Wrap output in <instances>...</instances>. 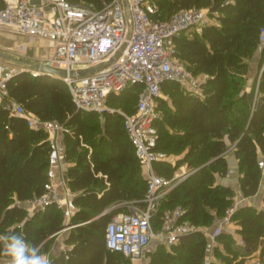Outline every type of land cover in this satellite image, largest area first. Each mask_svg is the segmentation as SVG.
Instances as JSON below:
<instances>
[{
	"label": "trees",
	"instance_id": "16d2710c",
	"mask_svg": "<svg viewBox=\"0 0 264 264\" xmlns=\"http://www.w3.org/2000/svg\"><path fill=\"white\" fill-rule=\"evenodd\" d=\"M68 1L93 2L100 7L110 0ZM213 2L220 6L222 26L210 23L201 36L183 33L176 41V53L188 69L195 75L209 74L203 84L205 97L185 92L178 83L166 82L163 93L180 94V99L173 101V111L168 114L170 124L177 130L170 132L157 125L158 148L177 152L188 144L183 163L199 168L188 181L169 193L163 209L183 204L188 208L187 218L199 225L211 224L214 212L222 215L234 194L230 186L213 187L215 176L208 168L218 166V173L227 174L229 165L225 152L235 143L234 151L243 171L239 178L241 191L244 196H254L262 179L258 152L259 149L264 152V71L259 86L260 103L253 111L257 77L250 91L246 90L245 79L241 78L248 71L247 59L258 56V70L264 62V47L259 42L260 29L264 26V0H160L161 18H168L181 9L202 8ZM7 86L10 96L38 117L57 119L69 130L63 138V154L66 161L75 159V163L68 166L67 174L78 206L71 222L79 225L65 233L64 240L70 248L51 254L52 264L128 262L122 253L109 250L105 243L107 223L117 211L101 216L117 202L143 198L147 190L143 167L125 129L124 117L118 112L106 113L104 135L98 139L102 127L99 122L92 123L90 115H100L78 110L62 80L20 73L10 79ZM141 90L140 86H129L122 93L111 95L109 104L114 97L129 92L133 94L131 99L138 101ZM137 101L135 105L125 106L124 110L135 111ZM4 102L5 99L0 103V234L14 228L30 243L42 244V252H48L56 238L51 235L66 224L63 212L50 204L30 213L18 202L45 193L51 149L49 137L45 131L29 127L25 118L11 114ZM167 102L163 94L160 106ZM160 111L167 113L166 109ZM107 149L109 156L102 157L100 154ZM208 160H212L210 166L202 167ZM175 167L170 162L156 164L158 172L168 177L174 175ZM130 168L135 177L128 175ZM234 218L248 249L253 251L262 245L264 254V209L241 206ZM220 241L226 251L217 250L222 264H245L244 259L238 260L239 251L232 247L234 237L231 233L222 234ZM207 248V239L202 233H196L183 245L174 247L173 252L162 247L154 262L202 264ZM4 259L0 257V262Z\"/></svg>",
	"mask_w": 264,
	"mask_h": 264
},
{
	"label": "built area",
	"instance_id": "2783aa9c",
	"mask_svg": "<svg viewBox=\"0 0 264 264\" xmlns=\"http://www.w3.org/2000/svg\"><path fill=\"white\" fill-rule=\"evenodd\" d=\"M219 7L213 2L206 7L181 9L168 18H161L160 0H110L100 7L93 2L72 3L68 0H0V30L26 35L30 39L42 37L53 44L51 54L37 59V65L13 63L0 57V94L5 99L4 107L11 114L25 118L29 127L45 131L49 137L51 149L45 193L18 204L30 213L55 204L63 212L66 224L51 237L64 235L79 225L71 222L78 206L69 184V163L61 147L69 130L57 119L38 117L12 98L7 86L8 81L20 73L34 77L46 75L41 64L61 70L60 77H51L68 86L78 110L100 116L118 112L124 117L136 156L146 170L145 196L120 201L109 208L124 207L113 213L107 223L106 247L122 253L128 264H155L162 247L173 252L174 247L183 245L193 234L202 233L208 241L202 264L223 263L217 254V250L226 252L220 236L233 234L237 225L234 217L251 196L234 192L222 215L214 212L211 224L199 225L187 218L188 208L183 204L163 209L169 193L199 168L182 163L185 170L175 172L171 177L159 173L156 168L158 162L177 164L158 148L157 121L161 117L158 104L163 85L169 81L178 83L185 92L203 99V84L209 78L207 73L195 75L188 69L176 53V41L183 33L190 36L193 32L202 33L212 20L219 19ZM259 42L264 47V26L260 29ZM19 47L26 54L28 43ZM85 69L92 71L78 74ZM263 71L264 62L257 76L252 111L260 103L259 86ZM129 86L142 88L135 111L129 113L112 108L110 96L122 93ZM235 147L236 144H232L225 155ZM259 165L264 168V159ZM237 244L243 252L251 251L244 238ZM68 248L67 245L63 249ZM253 251L257 255L240 256L238 260L244 259L245 264H264L262 245ZM44 253L51 259L50 252Z\"/></svg>",
	"mask_w": 264,
	"mask_h": 264
},
{
	"label": "rangeland",
	"instance_id": "374dc122",
	"mask_svg": "<svg viewBox=\"0 0 264 264\" xmlns=\"http://www.w3.org/2000/svg\"><path fill=\"white\" fill-rule=\"evenodd\" d=\"M211 23H213V25H215V26H219V27L222 26V21H221L220 18L217 19V20H212ZM192 34L195 37H199V36H201L202 33L193 32ZM4 45H5L4 43H0V48H2L4 50H8L10 52H16L19 55V57H21V59H23L25 56L32 57L33 55H40V54L42 55L44 53H48V48L44 44H40L39 47L32 48L30 50V54H29V50H28V53L25 56H24L25 53H23L20 50V47L13 48L11 46H4ZM47 55L49 56V54H47ZM258 61H259V57L258 56L254 57V58H251V59H247V62L249 63L248 71H247V73L244 76L245 78L243 76L241 77V78L245 79L243 84H244V87L246 88V90L247 89L248 90L251 89V84L255 80V78L257 77V74H258V71H259L258 70L259 69L258 68V65H259ZM234 71L236 72V70H234ZM129 93H127L125 95H120L118 97H114L110 101V106L112 108H115V109L124 110L125 106L135 105L137 99L136 98L131 99L130 96H133V94L130 95ZM163 94H164V97H166L168 102H167V105H165V106H160V104H159L158 105V109L159 110L161 108L162 109H166L167 113H162L161 112V117L163 118V121L161 120L162 118L160 117V119L157 121V125H158L159 129H167L170 132H175L177 130V127H175L172 124H170L171 123V118L169 117L168 114H170L171 111H173V109H174L173 108V106H174V102L173 101H174V99H180V94L173 95V93H171L169 91H165ZM123 97H127V98H123ZM90 116L93 117L92 123L99 122L101 124L102 128H101L100 134L97 136V138L100 139L101 135L102 136L104 135V129H105L104 126L106 124L108 116H106V115H104V116L90 115ZM121 122H122V120H121ZM96 147H97V144H96ZM188 147H189L188 144H185L180 150H177V152L171 151V148L167 149L166 151L163 150V151H165L168 154V157H169V159L171 161H175L176 160V162H177L174 173L175 172L176 173H180L182 170H185V166L181 165V164L185 160V156H186ZM109 153H110L109 149H107V150L103 151L100 155L102 157H108ZM232 155L236 156L234 150L232 151ZM262 159H264V152L261 149H259L258 161L260 162V160H262ZM211 161L212 160L206 161L202 165V167L203 166L209 167L210 166L209 164L211 163ZM235 162L237 164V167H236L237 169L236 170H238L240 175H241V173L243 171H241V169L239 167V159H237V157L235 158ZM259 162H258V166L262 170V179H261V182H262L264 180V168L260 167ZM68 163H69V165L74 164L75 163V159L74 160L72 158L69 159ZM171 165H173V164H171ZM218 170H219L218 166L217 167H213V168H211V167L208 168V171L212 172L214 174V176H215V181H214L213 187H216L218 185L228 186V185L224 184L225 183L224 178H225L226 174L225 175H221L220 173H218ZM142 171H143V175H146V170L143 169ZM128 175H131L132 177H135L133 169L130 168ZM189 179H190V177L186 178L185 181H188ZM230 187L234 190V192H237L238 194L239 193L241 194V192H239V190H238V188H239L238 186H230ZM137 189H138V187H137ZM260 197L264 198V186L262 187V191L260 193ZM256 202H257L256 199H251L249 201L244 202L242 204V206H246V207H249V208L251 207L253 210H258V207L256 206ZM110 207L111 206H109L107 209H109ZM263 207H264V204H263ZM262 209H264V208H262ZM234 233H235V237L238 239L239 235H238L237 231H235ZM64 236H65V234L63 236H61V235L56 236V238L53 240V242L51 244V247H50L48 252H50L51 254H55V252H57V250H60L63 247V245H64ZM234 241L232 243V247L234 249H236L237 247L235 246ZM263 245H264V243H263ZM241 252H242V250H241ZM125 264H128V262L126 261Z\"/></svg>",
	"mask_w": 264,
	"mask_h": 264
},
{
	"label": "crops",
	"instance_id": "0c3cea01",
	"mask_svg": "<svg viewBox=\"0 0 264 264\" xmlns=\"http://www.w3.org/2000/svg\"><path fill=\"white\" fill-rule=\"evenodd\" d=\"M11 39V40H10ZM0 43H4L5 45L4 46H11L13 48H17L19 47L20 45L24 44V43H28V50H29V54H30V50L32 48H35V47H39L40 44H44L47 46L48 48V53H44V54H40V55H33L32 57H29V56H25L27 53H28V50L26 51V54H24V58L21 59V57H19V55L16 53V52H10L8 50H4L2 48H0L1 51H3L7 57H4L5 60L9 61V62H13V63H22V62H28V63H34L36 62L37 59L39 58H42V57H47L48 55L47 54H51L52 52V42L49 41L48 39H45V38H42V37H36L35 39H30L28 36L26 35H20V34H16V33H11L9 31H3V30H0ZM252 86V84H251ZM251 89H247V91H250ZM3 102V97L1 96L0 94V103ZM62 147V152H63V143L61 145ZM227 157V160H228V165H229V169H228V172H229V175L225 176L224 178V181L226 185L228 186H238V190L239 192L242 193L241 191V187L239 186L240 182H239V178H240V173L238 170H236L237 168V164L235 162V158L236 156H233L232 155V151L230 153H228V155L226 156ZM264 186V180L261 182L260 184V187H259V191L257 192L256 195L254 196H251V199H256L257 202H256V206L258 207L259 210H261L263 207V204H264V198H261L260 197V193L262 191V187ZM250 199V200H251ZM238 229H239V225H236L234 228H233V237H234V243H235V246L237 247L236 250H238L240 253H239V257L241 256H248V255H257L256 252L254 251H246V252H241V247L237 244L241 238H243V236L238 232ZM235 231H237L239 237L238 239L235 237ZM63 236V235H61ZM65 238V237H64ZM66 245V242L64 240V245L61 249H63ZM261 246V245H260ZM59 251V250H57ZM239 259V258H238Z\"/></svg>",
	"mask_w": 264,
	"mask_h": 264
},
{
	"label": "clouds",
	"instance_id": "9594fccd",
	"mask_svg": "<svg viewBox=\"0 0 264 264\" xmlns=\"http://www.w3.org/2000/svg\"><path fill=\"white\" fill-rule=\"evenodd\" d=\"M0 264H52L49 254L40 245L30 243L21 232L9 228L0 234Z\"/></svg>",
	"mask_w": 264,
	"mask_h": 264
},
{
	"label": "water",
	"instance_id": "95a60500",
	"mask_svg": "<svg viewBox=\"0 0 264 264\" xmlns=\"http://www.w3.org/2000/svg\"><path fill=\"white\" fill-rule=\"evenodd\" d=\"M0 57L4 58V57H7V55H6L3 51L0 50ZM32 64L37 65V63H35V62L32 63ZM40 67H41V70H42L44 73H46L47 76H50V77H51V76L60 77V76L62 75L61 70L56 69V68L51 67V66H48V65H46V64H41ZM98 68H100V66L97 67V69H98ZM91 71H92V69H85V70L78 71V74H86V73H89V72H91ZM72 74H75V72H73ZM121 208H123V207H114V208H112V209H106V210L101 214V216L106 215V214H108V213H110V212L118 211V210L121 209Z\"/></svg>",
	"mask_w": 264,
	"mask_h": 264
}]
</instances>
